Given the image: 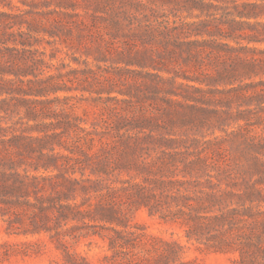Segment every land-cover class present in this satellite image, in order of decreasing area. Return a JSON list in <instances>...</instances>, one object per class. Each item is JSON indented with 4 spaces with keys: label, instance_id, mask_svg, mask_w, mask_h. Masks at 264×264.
<instances>
[{
    "label": "trees",
    "instance_id": "16d2710c",
    "mask_svg": "<svg viewBox=\"0 0 264 264\" xmlns=\"http://www.w3.org/2000/svg\"><path fill=\"white\" fill-rule=\"evenodd\" d=\"M94 1L95 13L112 9L130 21L147 12L159 40L190 30L235 45L178 43L194 66L208 62L213 71L185 83L160 77L150 91L156 107L128 105L86 128L69 97H48L64 90V71H76L54 62L64 52L58 37L67 43L61 30L88 26L89 6L39 0L46 9L28 19L0 0V216L20 224L17 235H48L68 264L82 259L67 245L81 238L105 243L106 264H198L186 256L191 246L264 264V0ZM178 9L205 18L172 21ZM44 41L50 54L36 47ZM140 210L183 228L185 240L151 233L127 215Z\"/></svg>",
    "mask_w": 264,
    "mask_h": 264
},
{
    "label": "rangeland",
    "instance_id": "374dc122",
    "mask_svg": "<svg viewBox=\"0 0 264 264\" xmlns=\"http://www.w3.org/2000/svg\"><path fill=\"white\" fill-rule=\"evenodd\" d=\"M4 1L12 7V9L3 7L5 10L22 13L28 19L30 10L39 12L46 9L40 7L39 0ZM78 1L83 6H89L88 12L91 13V18L87 20L88 26L81 29L74 27L71 33L65 28L61 30L60 34L67 43L60 44L58 37V47L64 52H75V54L70 57L64 52H59V60L54 61L56 63L65 59L76 71H64L66 78L60 81V86L64 90L48 98L69 97L70 104L74 105V115L83 120L81 125L86 128L92 126L91 122L105 124L103 121H109L113 117V110L122 111L126 106L127 108L138 107L142 110L156 107L154 101L150 99L153 94L150 91L156 82L163 84L161 78L168 79L176 76L179 82L185 83L187 82L185 78L188 76H202L203 71H213L208 69V62L194 66L189 61L188 53L183 50L185 46L180 48L178 43L183 45L193 40L215 39L217 42H229L235 45L234 41L220 36L213 38L206 34L195 36L190 30L179 33L175 39L169 37V41L159 40L163 36L152 33L150 20L153 16L147 12H135L136 19L130 21L122 13L119 15L112 12V9H109L107 13H95L94 0L89 2L87 0V4L85 0ZM51 9H54V6ZM76 11L80 14L85 13L83 7H79ZM199 13V10H194L191 15L185 9H178L175 10V15L170 17L172 21L179 23L183 20L199 21L205 18L197 17ZM93 17L97 20H93ZM114 18H118L123 23L121 28H114L112 23ZM24 31H27V28H24ZM80 34L83 38L79 37ZM36 47L47 51L48 54L53 49L45 41ZM73 57L79 61H72ZM138 95H141V99ZM126 99L130 101L128 104L125 102ZM79 147L86 153L90 152L84 142ZM56 152L69 154L60 147H56ZM82 154L77 153L75 158H82ZM72 177L80 178L81 173L77 171ZM127 215L133 222L145 224L151 233L166 239L185 240L183 228L178 225L160 223L157 219L150 218L145 210L136 213L127 212ZM9 219V216H0V264H68L64 250L61 247L58 249L57 243H52L48 235H17L20 224H10ZM67 245L70 253L76 252L82 256L79 264H106L104 257L108 250L99 238H81L70 241ZM7 253L9 255L6 256ZM186 256L189 259H197L198 264H235L238 257L237 254L200 252L194 246H191Z\"/></svg>",
    "mask_w": 264,
    "mask_h": 264
}]
</instances>
